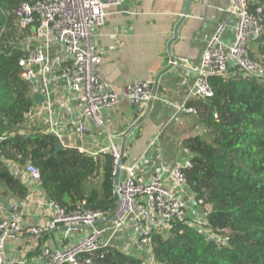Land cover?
I'll return each mask as SVG.
<instances>
[{
  "label": "built area",
  "instance_id": "2783aa9c",
  "mask_svg": "<svg viewBox=\"0 0 264 264\" xmlns=\"http://www.w3.org/2000/svg\"><path fill=\"white\" fill-rule=\"evenodd\" d=\"M228 2L231 14L236 16L232 41L221 39L224 28L221 24L207 42L198 63H191L185 56L168 61L170 67H184L195 75L186 99L211 97L210 77L226 75L231 67H236L245 76L264 77V65L249 54L250 43L262 31V7L256 5L250 9V0ZM104 5V0H34L22 1L11 9L21 34L16 43L21 51L17 59L19 76L32 85L33 93L41 96L40 102L26 117L34 123L41 118L43 129L58 140L62 137L60 126L64 121H71L73 131L82 136L86 120L105 128L107 120L103 111L120 99L137 105L161 99L153 92V80L127 82L115 90L95 72L101 53L94 42L93 30L105 22ZM180 109L196 113L192 106L186 105V100L177 107ZM68 115L70 119H66ZM157 138L158 134L153 142L156 143ZM75 148L94 158L99 153H110L113 177L121 161L119 170L123 168L125 175L123 180L118 177L117 183L113 180L115 206L112 212L103 214L80 206L73 210L60 207L47 198L40 186L38 168L28 161L23 172L43 193V203L52 208L51 217L46 224L24 228L23 213L15 202L7 200L0 209V264H28L24 259L7 260L9 241L25 232L40 237L58 228L63 231L59 245L42 243L34 256L36 264H91L92 252L111 245L113 237L128 231H132L135 246L142 254L141 264H159L152 251L151 233L167 234L177 221L194 227L218 245L227 243L226 233H216L208 226L206 215L210 205L189 188L186 169L191 167V153L186 148L188 156L184 161L171 167L161 165L160 170L148 179L137 173L138 160L122 164L121 149L111 141L96 151ZM83 225H87V230L75 237L73 231H80Z\"/></svg>",
  "mask_w": 264,
  "mask_h": 264
},
{
  "label": "trees",
  "instance_id": "16d2710c",
  "mask_svg": "<svg viewBox=\"0 0 264 264\" xmlns=\"http://www.w3.org/2000/svg\"><path fill=\"white\" fill-rule=\"evenodd\" d=\"M22 1L34 0H0V194L7 200L27 196L15 167L23 170L29 161L47 198L60 207L109 214L115 206L110 153L94 158L72 146L56 150V136L26 117L36 103L32 85L19 76L21 34L11 13ZM249 5L262 7V31L249 54L264 65V0ZM209 81L213 95L187 103L203 131L183 140L191 153L186 177L191 191L211 207L208 226L226 233L228 241L218 245L177 221L167 234L151 233L152 251L159 264H264V77L231 67ZM90 256L91 264H141L140 257L112 244Z\"/></svg>",
  "mask_w": 264,
  "mask_h": 264
},
{
  "label": "crops",
  "instance_id": "0c3cea01",
  "mask_svg": "<svg viewBox=\"0 0 264 264\" xmlns=\"http://www.w3.org/2000/svg\"><path fill=\"white\" fill-rule=\"evenodd\" d=\"M104 2L105 22L93 30L94 42L101 53L95 72L115 90L127 82L153 80V92L161 99L138 105L120 99L103 111L107 120L105 128L86 120L82 136L73 131L71 121H64L60 126L62 137L59 143L96 151L111 141L121 149L122 164L138 160L137 173L148 179L160 170L161 165L171 167L184 161L188 154L183 140L203 131L196 113L177 110L185 100L190 106L187 103L196 99H186L195 75L184 67H170L169 59L185 56L191 63H198L207 42L221 24L224 25L221 39L226 42L233 40L236 16L231 14L228 0ZM66 117L71 118L70 115ZM35 124L44 127L41 118L36 119ZM156 134L158 140L155 143L153 138ZM15 172L28 187L24 199L9 198L23 213L24 228L46 224L52 208L43 203V193L30 183L20 167H15ZM124 175L121 168L119 180H123ZM186 190L190 194L189 189ZM86 230L87 227L81 226L80 231H73V234L78 237ZM131 233H119L111 244L142 258ZM62 236L63 231L59 228L40 237L25 232L7 243L6 258L9 261L24 259L28 264H36L34 256L41 244L58 246Z\"/></svg>",
  "mask_w": 264,
  "mask_h": 264
},
{
  "label": "water",
  "instance_id": "95a60500",
  "mask_svg": "<svg viewBox=\"0 0 264 264\" xmlns=\"http://www.w3.org/2000/svg\"><path fill=\"white\" fill-rule=\"evenodd\" d=\"M33 99H34L35 102H40V100H41V96H40L38 93H35V94L33 95ZM61 148H62V146H61V144H60L59 142L55 144V149H56V150H59V149H61ZM120 163H121V161L118 162V165H117V167L115 168L114 177H113L114 183H117V181H118V177H119V165H120ZM99 220H100V219L96 220L95 222H98ZM95 222H94V223H95ZM83 226H87V225H83ZM64 228H65V227H64Z\"/></svg>",
  "mask_w": 264,
  "mask_h": 264
},
{
  "label": "rangeland",
  "instance_id": "374dc122",
  "mask_svg": "<svg viewBox=\"0 0 264 264\" xmlns=\"http://www.w3.org/2000/svg\"><path fill=\"white\" fill-rule=\"evenodd\" d=\"M4 203H7L6 197H2L0 194V209H2V206H4Z\"/></svg>",
  "mask_w": 264,
  "mask_h": 264
}]
</instances>
